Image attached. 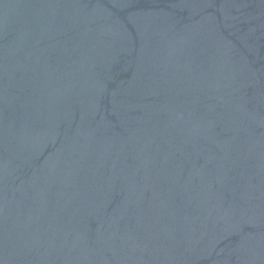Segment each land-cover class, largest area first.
<instances>
[{"label": "water", "instance_id": "obj_1", "mask_svg": "<svg viewBox=\"0 0 264 264\" xmlns=\"http://www.w3.org/2000/svg\"><path fill=\"white\" fill-rule=\"evenodd\" d=\"M0 264H264V0H0Z\"/></svg>", "mask_w": 264, "mask_h": 264}]
</instances>
